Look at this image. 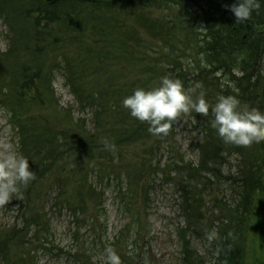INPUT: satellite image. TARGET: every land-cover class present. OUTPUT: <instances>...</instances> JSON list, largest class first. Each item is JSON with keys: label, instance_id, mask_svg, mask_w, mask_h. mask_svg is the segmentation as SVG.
<instances>
[{"label": "trees", "instance_id": "obj_1", "mask_svg": "<svg viewBox=\"0 0 264 264\" xmlns=\"http://www.w3.org/2000/svg\"><path fill=\"white\" fill-rule=\"evenodd\" d=\"M24 1L21 3L25 4ZM39 1V10L31 11L35 23L32 19L30 22L43 31L41 39L45 41L49 26L54 31L62 28L61 17L53 12L60 14L64 2L70 8H86L91 4L94 9L100 7L97 13L86 8V15L69 19L71 29L64 37L68 38V45L61 48L60 56L53 58V63L58 61L59 66H65L63 77L78 108H92L93 127L82 126L80 119L71 123L52 112L45 120L33 116L31 110L23 108L25 100L30 95L40 107L46 103L43 96H51V87L39 91L43 71L32 76L17 68V75L23 74L19 80L20 84L23 82L21 95L13 98L0 94V105L12 112L20 153L29 159L35 179L20 187L22 199L12 197L21 208V222L0 231V264H31L33 254L52 251L53 229L49 219L52 211L47 214L44 208L50 199L59 215L62 211L69 214L73 239L81 241L75 262L86 264L88 249L101 248L103 253L106 250L96 237L103 232L106 191L113 190L130 206L148 187L147 180L146 186L143 184L148 163L157 155L159 146L169 140L168 134L154 136L146 123L132 118L122 106L124 98L137 87L145 90L156 87L161 77L168 76L181 80L186 88L201 83L211 104L219 96H235L242 108H256L264 113V3L248 21L236 23L233 14L224 7L231 6L234 0H65L53 4L49 0ZM2 4L9 6L11 0ZM138 13L141 14L131 17ZM145 13L150 18L147 23ZM7 38L8 50L0 55L12 60L11 53L22 46L18 47L12 31ZM135 41H140L136 51L147 50L152 57H155L152 52L157 51L160 59L153 62L138 55L143 74L151 76L147 82L141 77L134 78L132 84L130 57L136 54L131 45ZM50 49L51 54L56 53L52 46ZM106 56L120 59L123 67H115L113 75H108L109 71L97 75L105 66L100 60ZM5 63L2 65L7 66L8 62ZM118 63L114 66H119ZM13 66L11 81L17 78ZM89 73L94 76L89 77ZM0 82L4 84L1 79ZM88 85L96 86L94 92ZM191 115L201 126L203 137L196 145L198 166L184 164L182 160L175 166L182 176L178 185L184 193L180 210L184 226L178 230L181 263L208 264L198 253L199 244L212 248L211 264H252L250 258L248 262L245 244L250 234L246 229L249 223L245 225L243 216L251 217L255 202L264 196V142L248 148L225 144L210 125L211 110L207 117L195 112ZM105 141L114 145V149L106 148ZM232 158H237L234 172L230 168V163L234 164ZM220 176L237 206L221 212L227 215L228 222L217 227L215 239L209 242L206 237L216 223L212 216H207L201 192L211 188L212 180ZM140 217L138 211L136 219ZM118 255L121 264H134Z\"/></svg>", "mask_w": 264, "mask_h": 264}, {"label": "rangeland", "instance_id": "obj_2", "mask_svg": "<svg viewBox=\"0 0 264 264\" xmlns=\"http://www.w3.org/2000/svg\"><path fill=\"white\" fill-rule=\"evenodd\" d=\"M3 1L5 0H0V8H2V13L0 14V53L5 54L8 50L10 40L8 41L7 36L8 34L10 35V31H12V36H15L17 44L19 43L18 47H22L18 51L15 50L11 53L12 60L10 58H2V55H0V68L2 70L0 71V79L4 82V84L0 82V94L5 96L10 95L13 98L21 95L20 89L23 82L20 84L21 81L19 80H22L23 74L19 72V75H17V68L19 71L28 72L32 76L36 74V71H43L44 78L42 79V87H40L39 91L41 92L42 88L45 89L50 86L53 93L51 92V96L47 97H44L42 94L40 95L46 100V103H41L40 107H37L38 100L33 99L29 95L26 99L27 101L25 100L24 102L23 108L31 110L33 116H40L43 120L47 119V116L51 117L52 112L53 116H59L65 120H69L71 123L80 119L79 122L82 123V126L92 128V108L86 107L87 109L85 110L78 108L76 100L70 93V89L67 87L63 77L65 66H59L58 61L53 63V58L60 56L63 53L61 48H66L68 45V38L64 37L69 33V29H71V26H69L71 21L69 19L76 15L79 18L82 17L81 14L86 15V8L97 13L100 7L94 9L91 7V4L86 8H70L69 3H66L68 6L65 7V0L59 1L61 3L64 2L61 8L62 12L59 14L54 11L53 14L61 17L62 28L54 31L52 26H49L48 31H45V41L41 39L43 31L36 29L35 25L30 22L33 20L31 11L39 10L41 1L11 0L9 6L2 4ZM21 1H24L25 4L21 3ZM37 1L39 2L37 3ZM90 11L88 13L92 14ZM140 14L138 13L131 17L134 18ZM143 18L146 23L150 21L146 13L143 15ZM127 19L129 20V18ZM129 26L131 27L130 23ZM43 41L45 42L42 43ZM139 42L135 41L131 43L132 49L136 53L130 57L133 65L129 73L133 75H129V82L132 84L133 81L131 80L134 78L141 77L144 79V82H147L151 76L143 74V64L136 59V57H139L138 55H140L139 58H150L153 62L160 59L157 56L159 54L157 51L152 52L155 57L148 54L147 50L136 51L135 48ZM48 43L49 45L45 46ZM50 46L56 51L55 54H51ZM39 47L41 49L37 50ZM5 61L8 62L7 66L2 65L6 64ZM100 62L104 63L105 66L102 67L97 75H104L108 71V75H113V72H116L114 70H117L115 67H123L120 59L115 57L111 59L109 56H106ZM50 63L53 64L49 65ZM116 63L119 66H114ZM124 63L128 62L124 61ZM12 65H14L13 70L17 78L11 81L13 76L11 73ZM161 68H164V66ZM91 74H88L89 77L94 76ZM48 80H52V82ZM88 86L92 91L96 89L95 85ZM27 87L30 88L31 86ZM6 88H9V90ZM11 114L12 112L4 105H0V146L6 142L19 143L17 139L18 132L13 122H11ZM172 126L173 130L170 129L168 133V143L159 146L160 149L157 155L151 158V162L148 163L149 168H146L145 174L147 178L143 181V184L146 186L147 180L148 187L142 191L137 199L129 203L131 207L123 202L122 198L118 197L113 190L106 191L108 193L104 195V200L106 201L103 207V232L96 234L97 242L105 249L109 247L114 249L117 254L124 256L126 260L134 262V264H182L178 230L184 226V218L180 212L184 193L178 185L182 176L179 170L175 169V166L180 165L181 160L184 164H190L194 167L198 166L199 155L196 145L202 142L203 136L201 126L197 124L191 113L187 116L178 117ZM172 133L173 137L171 136ZM231 160L234 161V164L230 163V168L234 172L237 158H232ZM229 170L224 169L225 172ZM212 182V187L201 192V195L203 197L202 204L203 206L205 205L204 209L207 211V216L214 218L213 221L216 223L214 231L216 232L217 227H222L228 222L225 221L227 215L221 212L225 209L234 210L237 204L231 197L230 189L223 184L221 176L219 179L212 180ZM124 193L126 192L124 191ZM53 204L54 202L50 199L44 206L47 214L52 211L49 214L53 229V242L50 247L52 251H39L38 254H33L30 262L31 264H78L75 262L74 257L81 241L77 243L73 239L69 214L62 211V214L59 215L54 209L56 205L54 204L51 207ZM20 210V206L14 199H11L6 205L0 206L1 232L9 230L21 222L19 219V215L21 216ZM138 211L141 213L140 220L136 219ZM243 219H245V225L249 223V227L246 229L250 234H247L245 242L248 262L250 258L252 260L250 263L252 264H264V196L259 197L255 202L251 217L243 216ZM196 248L200 257L205 259L208 264H211L214 259L212 248L199 244L196 245ZM88 250L89 252L86 256L88 263L86 264H106L105 253L100 252L101 248L100 250ZM9 255L12 256V254Z\"/></svg>", "mask_w": 264, "mask_h": 264}, {"label": "clouds", "instance_id": "obj_3", "mask_svg": "<svg viewBox=\"0 0 264 264\" xmlns=\"http://www.w3.org/2000/svg\"><path fill=\"white\" fill-rule=\"evenodd\" d=\"M261 3L264 0H234L231 6L224 7L233 14L236 23H243L259 12ZM202 89L201 83L186 88L181 80L164 76L156 87L135 89L124 98L122 106L132 118L146 123L154 136L167 135L180 116L195 112L207 117L211 110L210 125L225 144L248 148L264 142V113L256 108H242L235 96H219L211 104ZM105 146L114 149L107 141ZM34 179L29 159L20 153L18 143L6 142L0 146V206L8 204L13 196L22 199L20 187H26ZM206 238L209 242L214 240L215 231ZM105 257L106 264H121L119 255L110 247L105 250Z\"/></svg>", "mask_w": 264, "mask_h": 264}, {"label": "water", "instance_id": "obj_4", "mask_svg": "<svg viewBox=\"0 0 264 264\" xmlns=\"http://www.w3.org/2000/svg\"><path fill=\"white\" fill-rule=\"evenodd\" d=\"M50 2H53V3H56V2H59V1H62V0H49Z\"/></svg>", "mask_w": 264, "mask_h": 264}, {"label": "bare ground", "instance_id": "obj_5", "mask_svg": "<svg viewBox=\"0 0 264 264\" xmlns=\"http://www.w3.org/2000/svg\"><path fill=\"white\" fill-rule=\"evenodd\" d=\"M2 71V70H1Z\"/></svg>", "mask_w": 264, "mask_h": 264}]
</instances>
